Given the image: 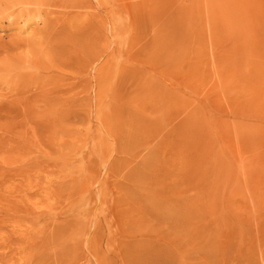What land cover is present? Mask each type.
<instances>
[{"label":"rangeland","instance_id":"rangeland-1","mask_svg":"<svg viewBox=\"0 0 264 264\" xmlns=\"http://www.w3.org/2000/svg\"><path fill=\"white\" fill-rule=\"evenodd\" d=\"M0 264H264V0H0Z\"/></svg>","mask_w":264,"mask_h":264}]
</instances>
